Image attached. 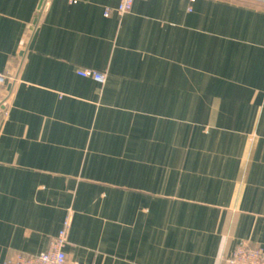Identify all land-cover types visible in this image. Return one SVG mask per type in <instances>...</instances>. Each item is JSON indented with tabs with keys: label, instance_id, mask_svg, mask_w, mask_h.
<instances>
[{
	"label": "crops",
	"instance_id": "obj_1",
	"mask_svg": "<svg viewBox=\"0 0 264 264\" xmlns=\"http://www.w3.org/2000/svg\"><path fill=\"white\" fill-rule=\"evenodd\" d=\"M40 2L0 0V264L264 249V0Z\"/></svg>",
	"mask_w": 264,
	"mask_h": 264
},
{
	"label": "built area",
	"instance_id": "obj_2",
	"mask_svg": "<svg viewBox=\"0 0 264 264\" xmlns=\"http://www.w3.org/2000/svg\"><path fill=\"white\" fill-rule=\"evenodd\" d=\"M133 1L119 0L118 5L114 9H105L104 15L108 16L112 11H115L118 15L127 13L131 10ZM43 3L38 7V15L42 11ZM77 74L81 77L93 79L99 83H104L106 79L104 73L92 69H82L77 71ZM8 79L12 78L4 73H0V86L4 85ZM67 230L68 223L65 221L63 227L57 235L51 238L44 251L37 254L17 252L6 257L2 264H82L69 262L66 257L64 248L68 242ZM220 264H264V249L257 245L241 242L229 255L222 257Z\"/></svg>",
	"mask_w": 264,
	"mask_h": 264
},
{
	"label": "water",
	"instance_id": "obj_3",
	"mask_svg": "<svg viewBox=\"0 0 264 264\" xmlns=\"http://www.w3.org/2000/svg\"><path fill=\"white\" fill-rule=\"evenodd\" d=\"M43 1L44 0H41V2H40V5L43 3ZM36 32L34 33V35H33V37H32V40H31V42H30V46H29V48H32L33 47V45H34V42H35V39H36Z\"/></svg>",
	"mask_w": 264,
	"mask_h": 264
}]
</instances>
